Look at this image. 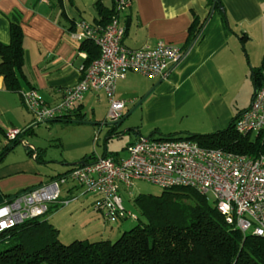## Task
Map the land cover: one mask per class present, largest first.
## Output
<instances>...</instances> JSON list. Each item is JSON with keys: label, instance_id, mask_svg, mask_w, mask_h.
<instances>
[{"label": "crops", "instance_id": "1", "mask_svg": "<svg viewBox=\"0 0 264 264\" xmlns=\"http://www.w3.org/2000/svg\"><path fill=\"white\" fill-rule=\"evenodd\" d=\"M95 2L0 0V42H10V26L14 20L21 24L24 32L25 72L30 84L24 85L21 92L36 89L53 104L62 99L67 87L80 80V65L84 62L81 52L84 51L70 39L69 31L74 22L88 20L87 15L88 21L95 23L98 19ZM220 3L222 8L216 6L213 10L210 0H132L125 12L124 45L139 48L155 45L163 38L179 46L184 57L168 80L129 71L126 78L118 82L116 97L126 101L124 121L135 115L141 116V125H130L124 131L118 130L119 133L132 131L135 140L146 135L144 128L149 131L147 135L154 136L209 134L226 129L250 107L255 91V72L263 75L264 68V0H220ZM195 15L203 26L195 39L189 40L188 29ZM21 92L8 91L0 75L2 131L24 129L36 121L25 111L27 107ZM102 96L108 107L104 90L86 92L73 116L76 122L68 123L90 124L86 125L89 128L92 122L85 120L87 107L90 106L94 113ZM108 121L97 119L92 123L94 128L75 131L78 134L66 142L59 141V151L47 159L42 158V146L31 144L25 145L28 157L23 160L4 166L3 158L0 161V191L4 198L48 182L55 175L68 174L75 166L72 163L84 161L85 157H90L86 162H92L109 154L108 143L117 128L116 125L109 127L114 121ZM101 132H105L104 148L97 149ZM92 145L93 152L88 156L82 149L88 147V150ZM32 153L41 154V159L34 158ZM48 162L61 168L56 174L43 178L41 170L49 165ZM25 171L28 173L22 174ZM81 191L79 185L70 182L63 195ZM87 195L82 194L79 198L84 199ZM95 199L96 196L91 197V202ZM66 207L52 205L51 219L55 222ZM98 213L103 217L101 212Z\"/></svg>", "mask_w": 264, "mask_h": 264}, {"label": "built area", "instance_id": "2", "mask_svg": "<svg viewBox=\"0 0 264 264\" xmlns=\"http://www.w3.org/2000/svg\"><path fill=\"white\" fill-rule=\"evenodd\" d=\"M131 3L132 0H116L117 13L107 25L85 19L74 22L70 39L79 47L83 41L94 42L100 55L87 64V53L81 52L84 55L81 78L64 90L57 103H48L33 88L21 92L24 104L38 121L67 119L75 114L86 92L99 90H104L109 100L108 119L118 121L124 115L126 101L116 97V88L129 71L161 80L170 78L184 57L179 46L163 38L155 45L139 48L124 45L125 12ZM235 128L241 134L264 133V82L255 92L250 107L239 115ZM22 131L7 128V140H15ZM127 152L126 157L119 159L107 154L99 156L66 175L5 197L0 204V233L31 218L44 217L52 205L66 207L86 193L96 196L94 207L106 222L128 216L136 219V215L126 210L121 192L133 187L137 180H144L163 189L189 187L204 195L211 193L227 223L244 235L264 238V154L254 157L203 147L186 137L154 135H140L128 145ZM32 156L36 158V153ZM70 182L79 185L81 193L64 196Z\"/></svg>", "mask_w": 264, "mask_h": 264}, {"label": "trees", "instance_id": "3", "mask_svg": "<svg viewBox=\"0 0 264 264\" xmlns=\"http://www.w3.org/2000/svg\"><path fill=\"white\" fill-rule=\"evenodd\" d=\"M95 5L98 25H107L117 13L116 0H111L110 5L96 0ZM202 26L195 15L188 29L189 40L195 39ZM80 49L87 53V64L100 55L98 46L92 41H83ZM0 75L5 88L11 92L20 93L24 85L30 84L25 72L24 32L17 20L10 26V42H0ZM255 75L257 91L264 82V74L255 72ZM73 116L51 121L69 122ZM238 117L224 130L191 133L186 138L203 147L254 157L264 154V133L253 136L239 133L235 128ZM20 141V137L7 140L0 161ZM89 158L83 160L86 162ZM36 159H41V154H37ZM135 200L140 206L141 215H136L139 223L116 240L77 239L65 244L58 238V229L43 217L31 218L6 229L0 233V264H264V238L244 235L227 223L217 210L215 200L211 203L208 195L189 187H172L163 189L159 195H139Z\"/></svg>", "mask_w": 264, "mask_h": 264}, {"label": "rangeland", "instance_id": "4", "mask_svg": "<svg viewBox=\"0 0 264 264\" xmlns=\"http://www.w3.org/2000/svg\"><path fill=\"white\" fill-rule=\"evenodd\" d=\"M111 0H107L106 4L110 5ZM89 20V15L86 16ZM107 102L104 96H102L101 101L97 103L95 112L91 111V107L88 106L86 110V119L89 122H95L97 119L101 122L107 117L109 106L107 107ZM26 109V108H25ZM29 112V115L32 119H36L31 125L24 128L21 136L20 142L15 146L13 151H10L2 162L3 165H8L11 162H19L24 158L28 157L26 152V144L42 146L41 149L44 150L42 155L43 159H47V156L52 155L53 153H57L59 151L60 142H66L69 138L77 135L78 133L75 131L82 132L85 129L94 128V125L91 123L89 128H86V125L90 124H75L61 121H38L36 116L32 111H29L28 108L25 110ZM33 113V114H32ZM110 122V121H108ZM133 124L141 125V116L136 115L124 121L123 125H116V132L118 130L124 131L127 127ZM147 125V124H144ZM30 126L29 130H27ZM98 126V125H97ZM109 127L115 125H108ZM107 127V126H105ZM91 128V129H92ZM99 126L97 127V131ZM143 133L148 134V130L146 128L142 129ZM96 131V132H97ZM94 134V133H93ZM96 135V134H95ZM101 137L98 141L97 149L104 148L105 141V132H101ZM158 135V134H156ZM169 135V134H166ZM254 134H252L253 136ZM96 137V136H95ZM135 133L132 131H127V133L123 134L118 133L111 138L108 143L109 154L114 156L116 159L126 157L128 155L127 147L129 143L135 142ZM177 137V136H174ZM7 143V137L5 133L0 128V153ZM86 147L84 153L86 152L89 156L93 152L92 148L87 150ZM39 164V163H38ZM48 166H43L42 168V177L47 178L49 175H54L60 171V166L48 162ZM56 170V171H55ZM27 174L28 172H22V174ZM163 191V188L144 180H137L135 185L130 189H123L121 192L123 198V204L127 210H129L133 215H141L140 206L136 203V198L141 195H159ZM87 197L84 199L79 198L76 202L72 203L69 207L63 209L60 213L59 217L55 220V222L51 219L52 213L45 215L43 218H48L49 221L58 229V238L61 242L65 244H69L77 239H88L90 241L101 240V239H111L116 240L119 238L123 232L131 229L135 225L139 223V220L135 219L134 216H128L125 219L118 220L116 222H106L105 217L101 216L98 211L94 207V203L91 202V197L95 196L91 193H87ZM208 199L211 203L215 200L213 194L208 195ZM59 225V226H58Z\"/></svg>", "mask_w": 264, "mask_h": 264}, {"label": "water", "instance_id": "5", "mask_svg": "<svg viewBox=\"0 0 264 264\" xmlns=\"http://www.w3.org/2000/svg\"><path fill=\"white\" fill-rule=\"evenodd\" d=\"M216 6H218L219 8H222V5H221V3H220V0H213V10L216 8ZM255 92H256V89H255V91H254V94H255ZM123 121H124V118H121V119L118 120V121H114V122H112V125H119V124H121ZM71 122H76V121H75V120H72ZM85 163H86L85 161H79V162H77V163H72V164H74V165H77V164L83 165V164H85ZM3 202H4V196H3V194H2L1 191H0V204L3 203Z\"/></svg>", "mask_w": 264, "mask_h": 264}]
</instances>
